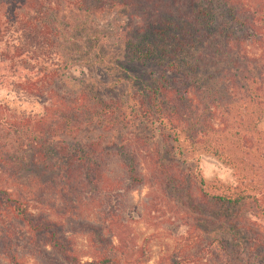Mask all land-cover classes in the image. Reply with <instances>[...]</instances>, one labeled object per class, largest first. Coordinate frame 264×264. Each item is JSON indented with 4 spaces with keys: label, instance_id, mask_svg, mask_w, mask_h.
I'll return each instance as SVG.
<instances>
[{
    "label": "trees",
    "instance_id": "trees-1",
    "mask_svg": "<svg viewBox=\"0 0 264 264\" xmlns=\"http://www.w3.org/2000/svg\"><path fill=\"white\" fill-rule=\"evenodd\" d=\"M108 13L126 18L109 32L91 27L89 47L109 34L164 72L125 98H101L89 82L72 99L53 93L80 62L87 20ZM7 81L49 106L18 112L0 100V264H148L133 223L161 201L148 192L138 204L145 186L177 190L191 238L219 232V264H264V0H0ZM202 155L237 183L206 179ZM226 236L243 245L236 261ZM177 252L166 264H183Z\"/></svg>",
    "mask_w": 264,
    "mask_h": 264
},
{
    "label": "rangeland",
    "instance_id": "rangeland-1",
    "mask_svg": "<svg viewBox=\"0 0 264 264\" xmlns=\"http://www.w3.org/2000/svg\"><path fill=\"white\" fill-rule=\"evenodd\" d=\"M105 18V19H104ZM104 18L87 20L89 28L87 31L78 35V43L81 46L78 57L80 62L75 67L64 69L54 85L53 93L62 96L65 99H72L74 91L79 89L82 82H89L96 86L99 96L104 99L125 98L131 95L134 86H147L151 79L160 76L164 71L156 63L150 61L140 63L136 61L127 49L120 44L115 37L105 35L102 43L95 48L89 47L90 36L93 27H99L103 30H112L115 26L114 21L123 22L119 16L108 13ZM92 20V21H91ZM106 20V21H105ZM130 21V20H129ZM92 27V28H91ZM102 35V32H101ZM90 48V49H89ZM51 67L48 64V68ZM8 80H17V74L9 72ZM203 76V73H202ZM22 78V77H21ZM170 81L181 83L185 78L183 73H169L167 75ZM0 100H7L8 104L16 111H25L33 113H44L45 107L49 106V101L45 98H37L28 94L21 87L7 84L0 85ZM180 167L186 168V164L180 163ZM199 168L203 176L210 179H217L220 183L234 186L237 183L233 170L222 165L218 160L210 155H202L199 161ZM200 190V187L199 189ZM149 192L150 197H155L161 201L160 210L133 223L137 240L144 245L149 253L150 261L148 264H166L174 258L177 248L178 257H186L183 264H219L217 257L213 253V249L219 247V232H214L210 236L198 235L191 238V233H196L190 229V226L182 223L176 214V195L177 190H160L156 187L153 189L148 186L133 192L135 201L140 204L143 197ZM198 207V205H197ZM206 208L214 219L213 209H208L206 203L203 202L202 209ZM195 222V221H194ZM210 228L212 229V225ZM214 227L218 224L215 222ZM189 235V236H188ZM246 238H252L253 234H246ZM232 242L231 252L234 261L238 260V254L234 245H242L237 242V237L226 236ZM76 251L83 259H88L89 248L84 236L75 237ZM243 246V245H242ZM232 264V261H231Z\"/></svg>",
    "mask_w": 264,
    "mask_h": 264
}]
</instances>
